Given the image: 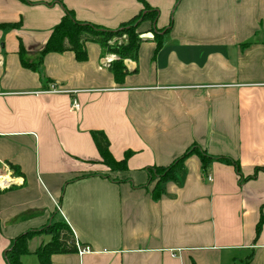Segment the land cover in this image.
Wrapping results in <instances>:
<instances>
[{"label": "crops", "instance_id": "0c3cea01", "mask_svg": "<svg viewBox=\"0 0 264 264\" xmlns=\"http://www.w3.org/2000/svg\"><path fill=\"white\" fill-rule=\"evenodd\" d=\"M144 3L158 16L121 81L93 42L40 56L65 10L115 30ZM192 147L154 199L149 170ZM0 178V264L27 232L21 264H40L55 223L92 251L50 264H264V0H0Z\"/></svg>", "mask_w": 264, "mask_h": 264}, {"label": "trees", "instance_id": "16d2710c", "mask_svg": "<svg viewBox=\"0 0 264 264\" xmlns=\"http://www.w3.org/2000/svg\"><path fill=\"white\" fill-rule=\"evenodd\" d=\"M157 16L158 11L144 3L143 10L136 18H134V20L122 23L118 29L110 30L94 24L79 22L73 17L70 11L65 10L60 23H58L52 29V33L44 44V48L40 52V56L47 54V52L62 53L63 51L69 50L75 54L76 59L82 61L86 58L85 44L93 42L100 45L103 53H110L116 56V60L111 62L110 68L112 74L114 75V79L119 82L126 73V69L123 64L124 59H135L137 56L138 47L141 42V39L137 38L135 32L133 31V27L139 26L140 23L145 20H150V22L154 23ZM152 29L156 34V29ZM122 32H126L129 36L127 43L116 47L107 44V42L113 36H116ZM25 53V48H23L22 44L20 43L18 53L20 63H22L23 67L25 68H28L32 71H38L42 77L43 73L40 66V59L37 61L38 66H35L34 64L32 65L30 62L25 60ZM90 133L93 142L99 151L102 162H104L111 169L121 168L124 162H117L113 159V156L109 150V142L105 133L99 130H94ZM195 150H197L196 147L190 148L180 158L168 165V167H153L149 170V180H156L153 193L154 199L160 197V195L163 193L162 185L164 183L168 182L169 180H178L184 158ZM201 159L203 164H205L206 159L203 154H201ZM11 167L15 171L17 170L15 166L11 165ZM55 224L57 225L53 229V225H51L37 232H45L46 234H50L53 237L50 243L39 247V249L35 251L40 264H50V255L54 253H68L69 251L75 250L74 244H70L73 240L70 227L65 223ZM260 224L261 221L258 222L256 230H258ZM34 234H36V232H27L16 237L10 249L5 251L7 264H21V257L28 253V241Z\"/></svg>", "mask_w": 264, "mask_h": 264}, {"label": "built area", "instance_id": "2783aa9c", "mask_svg": "<svg viewBox=\"0 0 264 264\" xmlns=\"http://www.w3.org/2000/svg\"><path fill=\"white\" fill-rule=\"evenodd\" d=\"M45 92H47V93H49V92L59 93L61 91H59L54 85H50L49 88L47 90H45ZM73 105H74L73 107L75 109L78 108V105L76 104V102H73ZM207 178H208V180H211L210 176H208ZM9 183L7 180L0 178V187L1 188H7L9 186ZM74 246H75V250L78 252V254L80 256L83 255L84 253H88V252L92 251L89 246H87V245L81 246L80 244H78L77 240L74 241Z\"/></svg>", "mask_w": 264, "mask_h": 264}, {"label": "rangeland", "instance_id": "374dc122", "mask_svg": "<svg viewBox=\"0 0 264 264\" xmlns=\"http://www.w3.org/2000/svg\"><path fill=\"white\" fill-rule=\"evenodd\" d=\"M133 31L135 32L137 38L141 39V36L143 34L142 29H140L139 26H134L133 27ZM128 34L126 32H122L116 36H113L108 42L107 44L113 47L116 46H121L124 45L125 43H127L128 41ZM57 224H53L52 229L56 226Z\"/></svg>", "mask_w": 264, "mask_h": 264}, {"label": "water", "instance_id": "95a60500", "mask_svg": "<svg viewBox=\"0 0 264 264\" xmlns=\"http://www.w3.org/2000/svg\"><path fill=\"white\" fill-rule=\"evenodd\" d=\"M43 237H44L43 246L47 245V244L50 243L51 240H52V237H51L50 234H46V235H44Z\"/></svg>", "mask_w": 264, "mask_h": 264}]
</instances>
